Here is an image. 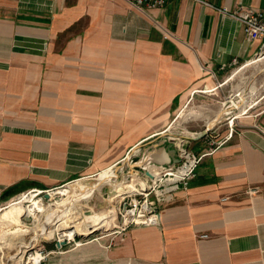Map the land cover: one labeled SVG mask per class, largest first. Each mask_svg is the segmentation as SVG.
<instances>
[{
  "label": "crops",
  "instance_id": "0c3cea01",
  "mask_svg": "<svg viewBox=\"0 0 264 264\" xmlns=\"http://www.w3.org/2000/svg\"><path fill=\"white\" fill-rule=\"evenodd\" d=\"M239 6L264 13V0L150 9L127 0H0V210L25 190L104 173L135 151L147 175L171 161L169 143L154 136L173 127L176 112L212 118L226 134L238 112L222 95L238 87L227 72L263 41H247L228 15ZM234 121L156 223L131 226L109 247L74 244L49 264H264V107ZM192 141L197 153L209 148L207 138Z\"/></svg>",
  "mask_w": 264,
  "mask_h": 264
},
{
  "label": "rangeland",
  "instance_id": "374dc122",
  "mask_svg": "<svg viewBox=\"0 0 264 264\" xmlns=\"http://www.w3.org/2000/svg\"><path fill=\"white\" fill-rule=\"evenodd\" d=\"M237 68L238 66L230 69L227 74L235 80V84L246 89V100L249 104L252 103L258 108L264 107V59L250 63L242 69ZM222 95H225V98L227 92ZM224 98L220 97L218 100L223 101ZM179 114L180 112H176L172 117L174 129L188 136L194 132L203 131L207 125L210 128L213 127L210 124L212 118L201 115L191 120L185 116L178 117ZM192 143L191 140V145ZM191 145L190 148L197 153V145ZM137 155H140V151L133 152L132 156L115 163L104 173L101 171L77 178L51 190H25L14 196L11 201L2 204L0 264H29V258L35 254L42 257L39 264H49L52 253L72 247L77 242L104 240L109 247L120 241V237L133 226L130 213L135 207L137 210L144 201L145 196L141 186L143 189L152 186L150 178L144 175L140 167H137ZM106 175L107 179L103 178ZM124 186H130L132 190ZM62 192L65 194H60ZM46 193L49 195L47 198L44 196ZM153 198L154 193H150L148 200ZM32 202L41 204L43 211L36 213L38 220L27 222L24 216ZM59 212L62 216H64L63 213L66 214L65 220L68 225L78 223L84 232L76 233L73 239H63L60 246L57 245L59 240L45 238L38 240L42 228H46L47 231L55 230L56 226H45L49 224L50 218ZM4 217L19 223H12V225L5 223ZM91 218H101L103 221L89 228L87 226L91 224ZM133 218L135 219L136 216L134 215ZM65 220L62 219L58 224H63ZM72 229L74 227L67 226V228H61V231Z\"/></svg>",
  "mask_w": 264,
  "mask_h": 264
},
{
  "label": "built area",
  "instance_id": "2783aa9c",
  "mask_svg": "<svg viewBox=\"0 0 264 264\" xmlns=\"http://www.w3.org/2000/svg\"><path fill=\"white\" fill-rule=\"evenodd\" d=\"M133 6L138 8H154L163 6L169 0H127ZM232 18L237 20L241 26L247 41H253L262 39L263 41L259 45L257 51L251 58L240 63L236 58L231 62V67H237L242 69L250 63L261 61L264 59V13L254 10L248 6H239L238 8L228 12ZM246 89L238 85L234 90L228 92L225 98V103L230 108H237L238 112L232 114L227 123V133L219 135L215 128L208 125L203 131L197 133L194 132L191 136L178 132L173 127H167L166 129L158 132L154 138H164V140L171 144L176 150V156L179 158V162L170 163L165 166H160L155 169H151L150 173L157 175L156 180H152V186L143 189L145 196L143 203L139 208L133 209L132 217L130 221L135 225L154 224L158 221L159 209L162 204L170 202L174 194L179 190H185L190 180L195 176L196 168L200 163L203 156L211 153L215 149L225 144L231 137L234 127L236 126L235 119L237 117L246 116L248 109L253 106L252 103H248L246 100ZM264 134V129H260ZM207 138L209 148L202 153H196L191 148V140ZM149 172V171H148ZM148 177V175L144 174ZM149 178V177H148ZM36 191V190H34ZM137 191V190H136ZM255 189H249L250 193L255 192ZM37 192V191H36ZM39 192V191H38ZM47 192V191H46ZM150 193H154V198L148 200ZM145 206V208H143ZM136 211V214H135ZM136 216L134 219L133 216ZM205 236V235H202ZM124 239V236L120 237V241ZM76 244H80L77 242Z\"/></svg>",
  "mask_w": 264,
  "mask_h": 264
},
{
  "label": "bare ground",
  "instance_id": "6f19581e",
  "mask_svg": "<svg viewBox=\"0 0 264 264\" xmlns=\"http://www.w3.org/2000/svg\"><path fill=\"white\" fill-rule=\"evenodd\" d=\"M115 168H117V167H115ZM156 176H153V179L154 178H157ZM106 177H107V175L105 177H103V178H106ZM124 187L127 188L130 191L132 190L130 186H124ZM60 194H65V192H62ZM42 211H43V207H42L41 204L32 202L31 205L28 206V208H27L26 215L30 216L33 221H36V220H38V217H37L36 213L37 212H42ZM60 213L61 212H59V214L58 213L55 214V216H53V218H50L49 224H46V226H45V227H48V226H51V225L54 226V227L56 226L55 230H49V231H47L46 228H42L41 232L39 231L40 232V235L38 236V240L40 238H45V239H48V240L55 239V240H59L61 242L65 238H66V240L73 239L74 235L76 233H78V232H84V231H82L83 229H81L79 227V224L78 223H73V224L71 223L72 225H68L66 223V220H65V215L66 214L63 213L64 216H62ZM132 213L133 212L130 213V218L132 217ZM97 216H99V215H97ZM62 219H64L65 221H64L63 224H60L59 225L58 223L61 222ZM90 220H91V224H89L87 226L89 228H91L94 225H98L100 223V221H103L101 218H97V219L91 218ZM3 221L5 223L7 222L8 224H11V225H12V223H19V222H16V221L12 220L11 218H8V217H4L3 218ZM55 221H57V222L55 223ZM67 226H68V228L69 227H74V229H72L70 231H61V228H67ZM20 231H22V230H20ZM22 232H25V231L23 230ZM41 259H42L41 256H39L38 254H35V255H32L29 258V262L28 263L29 264H39Z\"/></svg>",
  "mask_w": 264,
  "mask_h": 264
},
{
  "label": "water",
  "instance_id": "95a60500",
  "mask_svg": "<svg viewBox=\"0 0 264 264\" xmlns=\"http://www.w3.org/2000/svg\"><path fill=\"white\" fill-rule=\"evenodd\" d=\"M163 141V140H162ZM169 151H170V157H171V161H169L168 163L166 164H162L163 166L167 165V164H170V163H177L179 162V158L176 156V150L175 148L172 147L171 144H169ZM148 176L150 177H153V174H151L150 172H146ZM44 196L47 198L49 195L46 193L44 194ZM24 219L27 221V222H31L32 221V218L28 215H25L24 216ZM63 243V241L60 243V242H57V245L60 246L61 244Z\"/></svg>",
  "mask_w": 264,
  "mask_h": 264
}]
</instances>
